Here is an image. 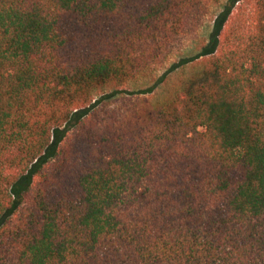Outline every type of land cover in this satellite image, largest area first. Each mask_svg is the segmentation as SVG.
<instances>
[{"label": "trees", "instance_id": "16d2710c", "mask_svg": "<svg viewBox=\"0 0 264 264\" xmlns=\"http://www.w3.org/2000/svg\"><path fill=\"white\" fill-rule=\"evenodd\" d=\"M204 1L0 0V264H264V0L159 100L90 107Z\"/></svg>", "mask_w": 264, "mask_h": 264}, {"label": "rangeland", "instance_id": "374dc122", "mask_svg": "<svg viewBox=\"0 0 264 264\" xmlns=\"http://www.w3.org/2000/svg\"><path fill=\"white\" fill-rule=\"evenodd\" d=\"M228 1L205 0L197 16L193 19L192 25L187 30L188 32L174 41L169 47L170 49L167 52L165 60L161 64L156 65L154 70L145 77L115 89V91L109 89L97 95L91 102L90 107L93 106L95 108L99 105H104L110 108L132 109L136 107L141 108L144 105L159 100L170 83V74L175 72V75H178L179 73L177 72L183 68L187 72L190 64L202 59L200 57L201 51L209 46L214 22L227 8ZM243 2H245L246 10H249L252 6L251 0ZM183 62L191 63L182 67ZM112 94H114L112 97L104 99ZM93 108H90V110Z\"/></svg>", "mask_w": 264, "mask_h": 264}]
</instances>
